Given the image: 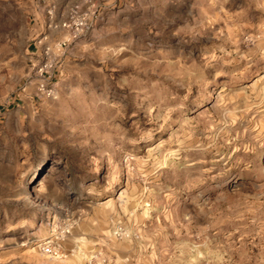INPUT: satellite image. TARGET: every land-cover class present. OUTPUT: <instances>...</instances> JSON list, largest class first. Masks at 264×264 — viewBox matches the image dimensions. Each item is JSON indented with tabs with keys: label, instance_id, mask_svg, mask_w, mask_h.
I'll list each match as a JSON object with an SVG mask.
<instances>
[{
	"label": "rangeland",
	"instance_id": "374dc122",
	"mask_svg": "<svg viewBox=\"0 0 264 264\" xmlns=\"http://www.w3.org/2000/svg\"><path fill=\"white\" fill-rule=\"evenodd\" d=\"M0 264H264V0H0Z\"/></svg>",
	"mask_w": 264,
	"mask_h": 264
},
{
	"label": "built area",
	"instance_id": "2783aa9c",
	"mask_svg": "<svg viewBox=\"0 0 264 264\" xmlns=\"http://www.w3.org/2000/svg\"><path fill=\"white\" fill-rule=\"evenodd\" d=\"M63 27L69 29V28L71 27V24H70V23H66V24L63 25ZM77 35H78V30H77V29H76V30H73V31H72V36H73V38H75ZM43 250H44L45 253H47V254H51V253H53L54 248H53V246H52L51 244H48V245H46V246L43 248Z\"/></svg>",
	"mask_w": 264,
	"mask_h": 264
}]
</instances>
